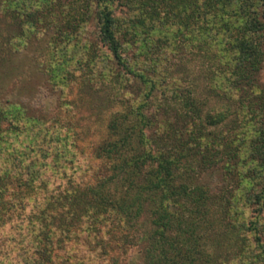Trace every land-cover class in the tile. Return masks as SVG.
<instances>
[{
	"label": "trees",
	"instance_id": "trees-1",
	"mask_svg": "<svg viewBox=\"0 0 264 264\" xmlns=\"http://www.w3.org/2000/svg\"><path fill=\"white\" fill-rule=\"evenodd\" d=\"M115 1L130 6L136 15L126 29H121L122 20L113 12ZM55 2L43 0V6L38 5L39 1L36 0H0V15H10L17 19L18 24L22 23L21 18L25 16V28L32 31L38 21H50ZM254 4L263 7L264 15V0H71L66 12L69 16L66 17V25H59L60 32H56L54 37L65 38L66 42L74 40L72 48L80 56L75 57L74 54L70 60L77 63L76 70H82L78 76L87 79L83 85H89L97 72L101 75L105 72L109 73L107 78L113 82L112 85L122 86L120 81L123 77L120 75H124L125 69L129 71L125 73L130 75L129 78L138 77L146 83L149 79L145 75V68L133 69L123 54L124 47L129 41L137 40L142 28L146 34L143 38L148 41L144 45V54L148 56L162 47L163 39L159 35L152 36L158 22L163 26L172 16L179 14V18L175 16L174 20L177 24L175 33L188 28L196 32L200 28L199 14L215 16L220 10L227 13L234 10L237 14L236 9L240 7L243 16H236L238 20L245 19V22L237 24L240 36L231 40L239 56L231 71L235 89L238 85L242 86V82L252 81V75L261 62L262 42L259 43L257 38L264 36V21L252 15L255 12L251 9ZM39 15H43V18ZM90 19L95 21L99 40L109 51V59L101 60L107 63L111 60L113 68L121 67L117 72H110L105 65H99L95 45L88 40L81 41L78 37ZM2 31V37L9 36V42L12 40L13 44L23 41L24 31L15 36L10 35L8 29ZM198 37L200 35H194V38ZM166 40L167 36L165 43ZM3 41L0 44V68L8 63L10 54L20 52L23 46L14 45L12 48L8 41ZM162 53L166 56L164 50ZM57 69L58 66L54 70ZM150 88L152 90L153 86ZM168 91L170 93L164 103L159 104L158 110L154 108L153 112H145L148 104L146 100L138 106L130 104L128 109L110 118V140L99 144L97 155L113 158L112 170L119 169L122 173L113 186L109 181L114 179V173L96 176L90 182L66 179L60 181L58 187H61V192L58 195L48 193L43 187L48 182L44 171L53 167L61 174L69 161L62 157L61 151L56 152V159L47 161L48 148L41 149L36 140L38 127H34L36 135L25 133L26 124L41 118L27 114L26 107L19 102H13L16 107H4L0 96V243L36 242L37 253L41 257H29L27 264H58L50 251L52 246L47 248L46 244L54 239L62 244L67 238L73 239L72 235L76 232L82 234L80 239L93 250L106 248L112 262L118 260L113 250L124 252L133 245L139 246V252L142 253L141 264H203L213 261L202 240L205 232L204 235L197 232L210 214L215 195L210 194V186L204 182L194 183V174L191 172L209 168L215 164L216 157L222 159L220 155L230 154L232 148L217 141L216 134L211 137L202 129L201 107L194 96L193 86L179 82ZM109 98L115 100L119 96L113 93ZM10 102L7 101V104ZM159 109L172 113L174 121H169L168 117V123L166 120H157ZM152 124L159 131L154 137L145 131V127ZM180 127L186 129L187 137H184ZM261 127L263 132L255 138L260 145L255 146V141L250 143L251 159L246 169L253 171L256 168V175L257 171L264 172V125ZM23 139L35 142L36 148H29L26 142L22 147L17 146V142ZM39 149V155L25 161L26 157ZM230 166L227 161L226 167ZM238 175L239 181L243 178L249 184L255 178L243 176L242 171H238ZM243 186L241 182L240 190ZM249 187H246L249 194H239V198L244 196V201L256 204L255 208L261 211L264 205V183L261 190L253 193L254 187ZM237 194H232L234 201ZM145 205H148L149 224L147 219L140 220ZM220 206H223L222 211H228V204ZM50 244L53 245L52 242Z\"/></svg>",
	"mask_w": 264,
	"mask_h": 264
},
{
	"label": "rangeland",
	"instance_id": "rangeland-1",
	"mask_svg": "<svg viewBox=\"0 0 264 264\" xmlns=\"http://www.w3.org/2000/svg\"><path fill=\"white\" fill-rule=\"evenodd\" d=\"M36 1H39L38 5L44 6L43 0ZM55 3L54 13L49 16L50 21L37 20L34 31L26 30L23 23L24 20L26 22L25 16L21 18L22 23L18 24L17 19L10 15H0V44L5 40L11 47L23 45L21 51L10 54L8 63L0 68L1 104L4 107H16L13 102H19L26 107L27 114L41 118L26 124L25 133L34 135L37 132L34 127H38L36 140L41 149L48 148L47 161L56 159L57 151H61L64 155L62 157L69 161L68 167L61 174L53 167H48L44 171L48 182L43 187L48 193L58 195L61 192V187H58L60 181L71 179L90 182L96 176L101 177L107 173H114V179L109 181L113 186L122 173L119 169L112 170L113 158H107L104 154L97 155L99 144L110 140V118L115 113L128 109L130 104L138 106L146 100L148 104L145 112H153L154 108L158 110L159 104L164 103L170 93L169 88L177 86L179 82L191 85L195 88L194 96L200 103L202 129L211 137L216 134L217 141L232 148L230 154L220 155L222 159L216 157L215 164L209 168L200 170L202 172L199 169L191 172L194 174V183L204 182L210 186V194L215 195L210 214L197 232L203 235L205 232L207 237L204 235L202 240L206 243L210 259H213L210 263L203 264H264V205L259 211V208H255L256 204L244 201V196L239 198V194H249L246 187H254L251 191L253 193L261 190L264 183V172L257 171L256 175V168L253 171L246 170L251 159L250 143L261 135V126L264 125V36L257 38L259 43L262 42V57L258 70L252 75V81L242 82V86L238 85L234 89L231 71L239 56L231 40L240 36L237 24L245 22V19L238 20L237 17V14L243 16L242 8L237 7V14L234 10L228 13L220 10L215 16L199 14L200 28H195L196 32L189 31L188 28L175 33L177 24L174 20L175 16L179 18V14L172 16L174 19H169L163 26L158 22L152 36L159 35L163 39L162 47L148 56L144 54V45L148 41L143 38L146 34L142 28L139 34L136 33L137 40L129 41L124 47L123 54L133 69L145 68V75L149 79L146 83L138 77L129 78L130 75L125 74L129 71L125 69L124 75H120L123 77L120 78L122 86L112 85L113 82L107 78L109 73L105 72L104 75L97 72L89 85H83L87 79L78 76L82 70H76L77 63L70 60L74 54L75 57L80 56L72 48L74 40L66 42L65 38L54 37L56 32H60L59 25H66V17L69 18L66 12L71 0H56ZM112 9L115 16L122 20V30L136 17L130 6L119 1L113 3ZM251 9L255 11L252 14L255 19L264 21L263 7L260 4H254ZM39 17L43 18V15ZM4 29H8L9 34L14 36L24 31L21 44H13L12 40L9 42L7 35L6 38L2 37ZM97 31L95 21L90 19L78 37L81 41L88 40L95 45L99 65H105L110 72H117L121 67L113 68L111 60L108 63L101 60L109 59V51L100 42ZM163 33L168 37L166 43ZM197 34L200 35L198 39L194 38ZM163 50L166 56L162 53ZM56 66L59 69L54 70ZM113 93L119 98L111 100L109 97ZM7 101L11 102L7 104ZM172 116V113L159 109L156 119L165 122L168 117L169 121H174ZM181 129L184 137H187L186 129ZM145 131L151 137L159 132L154 124L145 127ZM25 142L29 143V148H36L35 142L31 143L27 139L18 141L17 146L22 147ZM254 143L255 146L260 145L256 141ZM41 149L32 152L30 157L22 158L26 157L25 161L28 162L39 155ZM227 161L231 164L230 167H226ZM238 171H242L243 176L255 178L251 184L243 181V178L239 181ZM241 182L244 183L242 190ZM234 192L238 193L235 201L232 196ZM220 204H228V211H222L223 206ZM147 209L148 205H145L140 220L147 219L149 224ZM72 236L73 239L67 238L62 244L55 239L51 241L53 245L50 241L46 244L47 248L52 246L50 251L58 264H141L142 253L137 245L126 248L124 252L113 250L118 260L112 262L106 248L93 250L80 239L81 233L76 232ZM36 245V242L31 241L0 243V264H27L29 257L39 259L41 255L37 253Z\"/></svg>",
	"mask_w": 264,
	"mask_h": 264
}]
</instances>
